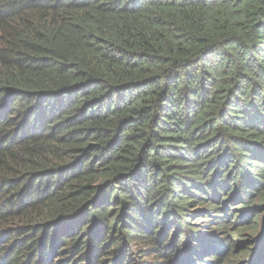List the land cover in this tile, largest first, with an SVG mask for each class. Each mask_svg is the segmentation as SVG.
Wrapping results in <instances>:
<instances>
[{"label":"trees","instance_id":"trees-1","mask_svg":"<svg viewBox=\"0 0 264 264\" xmlns=\"http://www.w3.org/2000/svg\"><path fill=\"white\" fill-rule=\"evenodd\" d=\"M259 212L264 0H0V264H223L195 221Z\"/></svg>","mask_w":264,"mask_h":264},{"label":"rangeland","instance_id":"rangeland-1","mask_svg":"<svg viewBox=\"0 0 264 264\" xmlns=\"http://www.w3.org/2000/svg\"><path fill=\"white\" fill-rule=\"evenodd\" d=\"M234 201L233 203L235 204ZM239 205V204H237ZM235 204V206H237ZM262 212L256 213L255 216H252L251 218L254 220L255 223L253 228H256V231H251V226H248V224L239 223V218H237L235 221V225H239L241 227L248 226L249 228H246L243 231V235L247 236V241H242V235H239L238 237L235 236L237 231H240L235 228H223V232H220L216 230L213 224H210L208 222V217L201 218L199 220H193L195 222H199V225H201L200 232H199V239H208V243L203 248V252L207 249H213L217 248L220 249V253L218 252H210L205 254L204 257L209 258L210 255H219L220 258L224 259L223 264H251V260L253 259V255L260 249V246L264 240V237L262 236L261 232V224L264 222ZM252 225V224H250ZM211 227V228H209ZM216 231V232H215ZM218 232V233H217ZM252 236V237H251ZM254 237V238H253ZM258 238L259 241L256 239ZM222 239V240H221ZM220 240L222 243H220ZM236 241H239L243 244H246V248L244 246L239 245ZM227 243L228 245L224 249V244ZM230 251H229V250ZM194 262L193 264H198L196 260V256H194Z\"/></svg>","mask_w":264,"mask_h":264},{"label":"clouds","instance_id":"clouds-1","mask_svg":"<svg viewBox=\"0 0 264 264\" xmlns=\"http://www.w3.org/2000/svg\"><path fill=\"white\" fill-rule=\"evenodd\" d=\"M258 251H259V250H258ZM258 251H257V252H258ZM257 252H256V253H257ZM256 253L253 255V257H252V258H254V257H255ZM251 261H252V260H251Z\"/></svg>","mask_w":264,"mask_h":264}]
</instances>
